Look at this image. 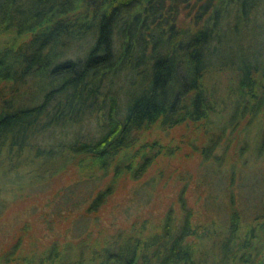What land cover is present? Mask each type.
<instances>
[{
	"label": "trees",
	"instance_id": "1",
	"mask_svg": "<svg viewBox=\"0 0 264 264\" xmlns=\"http://www.w3.org/2000/svg\"><path fill=\"white\" fill-rule=\"evenodd\" d=\"M236 52L245 64L264 62V0H0V183L8 184L2 168L39 182L68 169L85 182L109 176L84 209L96 217L118 182L175 152L148 134L188 123L206 133L202 158L220 165L225 128L264 111V77L252 76V62L238 66ZM223 71L237 82L218 92ZM228 166L225 229L193 223L181 190L178 214L168 208L157 233L142 235L144 220L112 240L3 253L0 264H204L207 256L264 264V213L238 233Z\"/></svg>",
	"mask_w": 264,
	"mask_h": 264
},
{
	"label": "rangeland",
	"instance_id": "2",
	"mask_svg": "<svg viewBox=\"0 0 264 264\" xmlns=\"http://www.w3.org/2000/svg\"><path fill=\"white\" fill-rule=\"evenodd\" d=\"M178 16L180 24L190 23L191 26L190 17L184 11H180ZM258 49L257 44L250 48V52L254 54ZM242 54H233L237 65L244 70L245 65L252 62L254 65H249H252L251 74L261 80L260 77H264L262 59H250L245 64ZM235 76L228 71L221 72L217 78L218 92L234 86L237 82ZM223 98L226 103L235 100L225 95ZM203 130L188 123L148 134L147 141L157 138L160 143L175 148V152L167 156L158 155L140 178L118 182L96 217L92 214L86 217L84 209L95 189L102 187L109 176L99 183L85 182L75 170L68 169L39 182V177L26 172H6L2 168L1 174L8 184L0 183V255H39L54 243L62 249L67 243L79 239L93 241L96 238L100 241L105 237L112 240L119 233L128 232L132 224L138 227L144 220H147L146 229L142 235L146 236L148 231L157 233L168 208L178 214L177 195L181 190L185 202L191 207L193 223L225 229L228 224L226 188L230 163H233L231 170L235 171L231 190L234 206L240 214L238 233L242 235L249 225H255L254 217L264 213V111L257 112L255 119L242 120L237 127L225 128L220 147L215 150L220 165H216L212 157L203 159L198 151L206 134ZM222 145L224 151H221ZM19 234V248H14ZM234 260L240 264L236 256H227L223 260L221 256H207L204 264H232Z\"/></svg>",
	"mask_w": 264,
	"mask_h": 264
}]
</instances>
